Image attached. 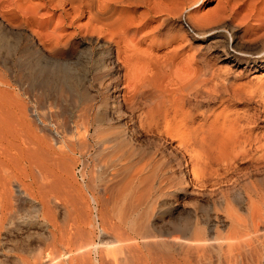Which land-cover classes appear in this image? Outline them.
I'll return each mask as SVG.
<instances>
[{"label": "bare ground", "instance_id": "obj_1", "mask_svg": "<svg viewBox=\"0 0 264 264\" xmlns=\"http://www.w3.org/2000/svg\"><path fill=\"white\" fill-rule=\"evenodd\" d=\"M209 1L0 0V40L24 36L25 62L43 66L19 82L39 79L59 112L78 100L71 43L40 9L86 34L107 79L100 99L83 90L75 124L50 130L0 77V264H264V137L247 111L264 87L226 65L264 63V0L198 13ZM250 19L258 29L239 34Z\"/></svg>", "mask_w": 264, "mask_h": 264}, {"label": "rangeland", "instance_id": "obj_2", "mask_svg": "<svg viewBox=\"0 0 264 264\" xmlns=\"http://www.w3.org/2000/svg\"><path fill=\"white\" fill-rule=\"evenodd\" d=\"M214 2H215V0H211V1H209V3L203 4V6L198 9V13H200L202 9H203V12L206 11L208 8L210 9V7H212L214 5ZM38 12L41 15L36 16L37 22H41L44 19H50L51 22H50V26L48 27V30H49V28H50V30H52L53 28L58 27L60 29V31L69 38V41L71 44L68 48L69 49L68 53L70 54V56H68L67 58H65L63 60L66 62V68H64L66 71H64V72H65V76L68 78L67 81L71 80L72 82H74L77 85V87H78L77 91H79V93H76L75 95L78 94L77 95L78 97L76 96V98H78V100L76 101V103L66 104L65 109L62 112H59L58 110H60V109H58L56 107L57 108V111H56V108L53 106V101H52L53 97L51 95H48L45 99H43L44 97L41 96V93L39 92L40 91L39 87L41 86L42 83L40 82L39 79H37V80H35V82H33V84H34L33 88H30V84H28L27 82L26 83L25 82H19V76L21 74H22L21 76L27 75L28 73H30L29 71H32V69L40 70L43 68V66H39V67L36 66V67L31 68L32 65L29 66V64H27L28 62H25V59H27L26 56L28 54L32 53L33 50L29 49L28 40L24 36L18 37V38L15 36L14 37L9 36L8 38H10V39L5 38V39L0 40V54H1L0 57H2V58H0V77L3 80L6 78L7 82L11 86V87H9L10 89L7 88V89H9V92H7V95H9V93L11 95L12 90H13V95H11V96H13V98H16V99L20 98L19 100L20 101L22 100L23 104H25V106L27 108H30L35 112L37 111V113H40V114H46V116H47L46 125L49 127L50 130H54L57 124H60L63 127H64V125H71L73 123L75 124L77 121V118H78L76 115H80L79 113L81 112L82 107L83 108L85 107V103L83 101V90L87 87L88 88L93 87L92 90L95 93V95L98 97L97 99H100L102 96V94H101L102 91H99L100 89L98 90L97 88H99L100 83L107 82L106 81L107 79L102 76L101 69H100L99 65L96 64V62H95L96 61V54L98 51L93 46V44L89 43V41L87 39H85L86 34L80 33V34L73 36L74 28L71 27V25L69 24V21L64 24L59 19V17H58L59 12L58 11L55 12V14H54V12H52V11H46L44 9H42V10L40 9ZM185 13H186V10H183L181 15H178V14L175 15V16H179V17H173L175 19V21H173L174 26H173L172 31H176L175 33H177L179 35H180V32L182 31V30H180V27H179L180 25L182 26V28L187 29V24L184 21L185 16H186ZM42 14H44V15H42ZM49 14H54V15H49ZM159 21H160L159 19H157L156 21L152 20V21H150V25L152 23V26L153 25L155 26V24H158ZM84 22H85L84 17L80 18V20L74 25V27L80 26ZM145 29H148V28H145ZM251 29H258V28H257L256 22L252 21L250 19V20L246 21V25L240 26L239 34L247 33ZM181 33L183 34V31ZM208 33L210 35L211 32H208ZM208 33H206V34H208ZM153 35H151V37H153V38L159 37V35H154L155 37ZM1 37L2 36H0V39H1ZM151 37L149 36V38H151ZM149 38H147L146 41H143V42L141 41V46L139 44L138 49L140 47H141L140 50L142 48L145 49V46L147 45ZM186 38L187 37H185L184 39H186ZM187 39L185 40L186 42H188L187 45L189 44L190 47L192 46L193 48H199L201 50H202V48L208 46L211 48L210 51H214V50L220 48V46L222 44L221 42H215V41H206L207 42L206 43L204 41H201L200 38H197L194 40L188 39V41H187ZM37 42L38 41L36 40V43ZM258 44H259L258 46H261L264 48V42H259ZM5 47L15 48V51L13 52V54L8 55V57H7L6 55H4V53H6ZM115 49L116 48L114 46H112V59L116 62ZM210 54H211V52H210ZM217 65L222 67V68H224L226 65H230L232 71L235 72L236 75H238V76L240 75L241 77H243L245 81H252V83H254L256 85H258V83L259 84L262 83L263 87H264V63L263 64L259 63V64L245 65L241 62V63L237 64L236 65L237 67H236V66H232L229 63H227L225 65V62H219V64L217 63ZM59 67H62V66H58L57 68H59ZM35 70L33 72H36ZM26 72H27V74H25ZM38 72L39 71H37V73ZM123 72L124 71L122 69L119 70V76H121V78H122ZM18 74H20V75L18 76ZM17 76H18V79H17ZM50 77L55 79L54 76H50ZM6 79H5V81H6ZM96 84H99L97 88L95 87V86H97ZM12 88H14V89H12ZM110 91H111V89H110ZM263 92H262L261 96H259V97L256 96L257 98L256 97L254 98V100H253L254 102L252 101V102H250L251 104L250 103L248 104L247 111L252 116V118H255L254 120H255V122L257 124V128H258L257 130H258L259 134L264 137V93ZM40 99L43 101L45 100V104L43 107H41V105L39 103V102H41ZM56 112L58 113L57 114L58 117L55 114ZM44 123H45V121H44ZM59 130L64 131V129H61V128ZM170 145L171 144L167 143V146H170ZM78 168L79 167L77 166L74 170L76 173L77 179H79V175L76 172L77 171L76 169H78ZM188 182H189V185L187 187L189 190V194H190L191 190H193L194 192L198 190L196 188V186L191 184L190 178H188ZM195 193H193L192 195L196 196Z\"/></svg>", "mask_w": 264, "mask_h": 264}]
</instances>
